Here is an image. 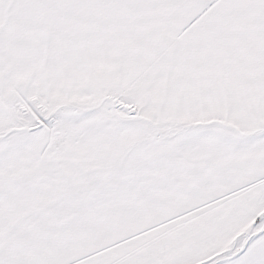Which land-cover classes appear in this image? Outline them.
<instances>
[{"label":"snow or ice","instance_id":"6c2138e0","mask_svg":"<svg viewBox=\"0 0 264 264\" xmlns=\"http://www.w3.org/2000/svg\"><path fill=\"white\" fill-rule=\"evenodd\" d=\"M0 264H264V0H0Z\"/></svg>","mask_w":264,"mask_h":264}]
</instances>
